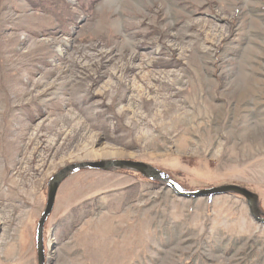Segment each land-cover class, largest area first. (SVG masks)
<instances>
[{
  "label": "rangeland",
  "instance_id": "obj_1",
  "mask_svg": "<svg viewBox=\"0 0 264 264\" xmlns=\"http://www.w3.org/2000/svg\"><path fill=\"white\" fill-rule=\"evenodd\" d=\"M93 158L238 185L264 214V0H0V264H37L49 179ZM43 247L44 264H264V223L235 194L81 170Z\"/></svg>",
  "mask_w": 264,
  "mask_h": 264
},
{
  "label": "water",
  "instance_id": "obj_2",
  "mask_svg": "<svg viewBox=\"0 0 264 264\" xmlns=\"http://www.w3.org/2000/svg\"><path fill=\"white\" fill-rule=\"evenodd\" d=\"M129 170L139 173L143 177L161 181L173 189L175 194L182 197H208L226 194H235L245 199L250 216L259 223H264V214H262L258 208V197L248 189L234 185L225 184L206 189H198L193 192H184L176 184L168 179L167 175L150 166L149 164L125 160V159H99L94 161H79L71 162L61 167L48 181L46 199L44 209L37 221L35 230V250H36V262L37 264H44V247H43V230L44 224L50 215L54 206V201L59 184L66 179L70 174L81 170H97V171H111V170Z\"/></svg>",
  "mask_w": 264,
  "mask_h": 264
},
{
  "label": "bare ground",
  "instance_id": "obj_3",
  "mask_svg": "<svg viewBox=\"0 0 264 264\" xmlns=\"http://www.w3.org/2000/svg\"><path fill=\"white\" fill-rule=\"evenodd\" d=\"M92 154V153H91ZM112 155H114L113 153H103V154H101V155H94V158L95 157H97V156H104V157H107V156H112ZM92 156V155H91ZM94 158H93V160H94ZM89 159H92L91 157L89 158ZM104 159H106V158H104ZM60 185V184H59ZM59 187V186H58Z\"/></svg>",
  "mask_w": 264,
  "mask_h": 264
},
{
  "label": "trees",
  "instance_id": "obj_4",
  "mask_svg": "<svg viewBox=\"0 0 264 264\" xmlns=\"http://www.w3.org/2000/svg\"><path fill=\"white\" fill-rule=\"evenodd\" d=\"M178 183H179V182H178ZM179 185L181 186L182 189H185L184 186H183L181 183H179Z\"/></svg>",
  "mask_w": 264,
  "mask_h": 264
}]
</instances>
